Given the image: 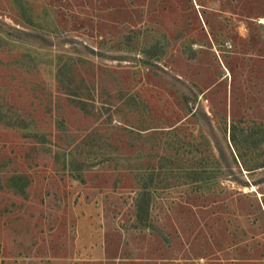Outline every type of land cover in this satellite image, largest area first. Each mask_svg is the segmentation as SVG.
Here are the masks:
<instances>
[{"label": "rangeland", "instance_id": "rangeland-1", "mask_svg": "<svg viewBox=\"0 0 264 264\" xmlns=\"http://www.w3.org/2000/svg\"><path fill=\"white\" fill-rule=\"evenodd\" d=\"M0 264H264V0H0Z\"/></svg>", "mask_w": 264, "mask_h": 264}, {"label": "trees", "instance_id": "trees-1", "mask_svg": "<svg viewBox=\"0 0 264 264\" xmlns=\"http://www.w3.org/2000/svg\"><path fill=\"white\" fill-rule=\"evenodd\" d=\"M70 96V98L72 99V100H75L74 102V104H85V105H89V103H88V101L86 100H84V99H82L81 97H73L74 96V94H72V95H69ZM83 110H87V108L86 107H83ZM88 111V110H87Z\"/></svg>", "mask_w": 264, "mask_h": 264}]
</instances>
